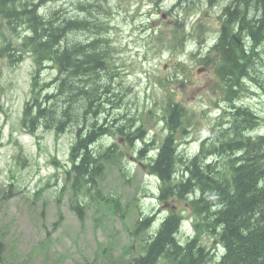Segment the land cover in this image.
Instances as JSON below:
<instances>
[{"label":"rangeland","instance_id":"obj_1","mask_svg":"<svg viewBox=\"0 0 264 264\" xmlns=\"http://www.w3.org/2000/svg\"><path fill=\"white\" fill-rule=\"evenodd\" d=\"M230 1L179 0L181 9L168 15L173 9V0H52L42 14L55 11L65 17L78 19L85 15L91 21L99 22L102 17L108 21L111 26L108 37L117 49L114 54L117 87L125 93L122 107L109 112V121L115 124L113 119H118L119 126L128 124V119L134 120V131L144 119L148 140L156 137L160 142L167 133L162 117L168 102L183 104L187 121L191 123L186 135L180 136V153L186 158L199 151L202 140L229 103L217 83L215 66L208 68L198 62V48L191 47L185 54L174 50L170 30L179 25L177 19L183 18V12L187 16L199 6L201 9L188 19L186 27L188 32L198 24L210 28L206 33V40L210 42L218 32L216 16L221 15ZM87 5L91 7L90 13L83 11ZM204 10L211 17L200 22ZM232 18L242 20L239 14H233ZM161 30L165 35L163 40L158 39ZM22 32L21 29L18 34ZM88 36V31L77 29L69 39L88 43ZM240 38L237 36V41ZM6 39L13 45L20 42L3 25L0 47ZM183 40L188 45L191 42L187 37ZM242 45L241 49L248 53L249 45L245 41ZM231 51V64L237 61L240 66L242 60ZM255 54L257 58L252 62L254 65L257 61L258 70L252 75L258 81L252 82L237 102L249 106L264 119V60L260 59V54L264 59V42ZM201 55L205 57L207 52ZM180 66H185V70ZM33 69L29 57L16 66L0 57V235L6 264H129L140 254L146 237L131 235L137 219L155 215V229L172 211L188 216L179 239L185 242L194 236V218L187 203L159 200L160 182L149 173L147 153L144 159H139L137 151H132L120 134L108 136L104 143H117L126 154L121 162L124 175L120 167L110 165L99 180V198L85 192L74 197L71 184L64 176V166L70 165L74 135L68 133L56 141L52 132L40 129L38 134L42 139L38 141L21 128ZM54 74L49 69L44 79L49 80ZM257 132L264 134V121ZM100 144L95 148H100ZM142 146L138 144L137 150ZM55 158L60 165L53 163ZM110 196L119 201L115 208L101 199ZM77 198L84 206L83 221L72 210ZM202 242L210 249L215 247L213 237L207 233L202 235ZM223 252L221 244L212 253L219 258Z\"/></svg>","mask_w":264,"mask_h":264},{"label":"trees","instance_id":"obj_2","mask_svg":"<svg viewBox=\"0 0 264 264\" xmlns=\"http://www.w3.org/2000/svg\"><path fill=\"white\" fill-rule=\"evenodd\" d=\"M51 1L0 0V14L13 25L15 33L19 26L24 29L23 48L30 49L38 67L34 84L40 91L26 106L25 122L32 130L42 124L58 133L70 127L77 132L72 155L75 162L79 161L73 166L76 174L73 188L75 195H80L97 184L107 163L122 161L116 143L97 150L90 149V144L102 141L108 134H120L133 146L135 140L142 138V128L132 132V124L117 126L118 120L113 119V124L107 117L120 106L116 104L120 92H116L115 79L110 74L111 46L101 39L100 20L91 21L85 15L78 19L65 17L55 11L41 14L40 6ZM90 8L87 5L83 11L90 13ZM233 14L241 15L242 20L238 22L232 18ZM221 16L226 22L219 39L218 52L223 63L219 69L231 95L244 86L243 79L257 80L252 75L257 71V61L254 65L252 61L264 42V0H231ZM77 29L97 35L87 39L88 43L71 41L70 35ZM237 36L241 37L238 41ZM243 41L248 42V53L241 49ZM230 51L242 60L240 66L237 61L231 64ZM250 56L252 59H248ZM47 66L54 67L57 75L52 81L40 84V73ZM233 108L232 122L226 128L212 131L210 143L207 140L202 144L201 153L184 162L185 171L190 173L187 180L176 181L173 175L177 161L184 160L176 156L175 133L182 127L185 109L177 104L169 106L166 124L170 133L162 141L159 155L150 168L162 181L161 200L200 194L189 201L196 217L197 233L185 244L181 243L177 234L183 214L173 212L141 245V256L129 264H212L219 258L203 244L201 235L205 232L222 243L224 252L216 264H264V136L252 134L258 122L250 109ZM209 154L228 158L226 169L220 171L215 164L205 163ZM108 202L115 208L118 199ZM82 207L79 203L73 205L81 219L84 218ZM154 220L153 216L139 220L132 236L137 238L150 230ZM0 264H6L1 235Z\"/></svg>","mask_w":264,"mask_h":264},{"label":"bare ground","instance_id":"obj_3","mask_svg":"<svg viewBox=\"0 0 264 264\" xmlns=\"http://www.w3.org/2000/svg\"><path fill=\"white\" fill-rule=\"evenodd\" d=\"M228 2H229V1H228ZM223 3H224V2H223ZM226 6H227V5H226ZM226 6H225V7H226ZM225 7H224V8H225ZM237 10H238V9H237ZM222 12H223V11H222ZM41 14H42V13H41ZM221 14H222V13H221ZM251 17H252V16H251ZM241 34H242V33H241ZM242 35H243V34H242ZM246 42H247V41H246ZM247 43H248V42H247ZM262 44H263V43H262ZM256 46H257V45H256ZM252 47H253V46H252ZM252 47H251V49H252ZM259 47H260V46H259ZM255 50H256V49H255ZM251 51H252V50H251ZM252 52H253V51H252ZM254 53H255V52H254ZM260 59L264 60L263 57L261 56V54H260ZM256 65L258 66V64H256ZM257 70H258V69H257ZM253 78H254V76H253ZM254 79H255V78H254Z\"/></svg>","mask_w":264,"mask_h":264}]
</instances>
